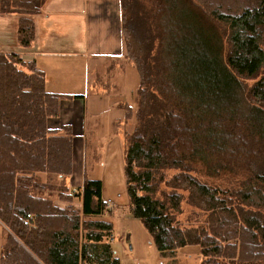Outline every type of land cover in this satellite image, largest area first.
Here are the masks:
<instances>
[{
    "label": "trees",
    "instance_id": "obj_1",
    "mask_svg": "<svg viewBox=\"0 0 264 264\" xmlns=\"http://www.w3.org/2000/svg\"><path fill=\"white\" fill-rule=\"evenodd\" d=\"M45 2L0 0V15L17 16L19 48L32 44ZM118 3L139 78L136 109L118 107L124 126L135 123L123 129L130 216L163 263L197 247L200 264H264V0ZM64 98L33 62L0 52V264H119L101 182L85 165L81 188L70 186L73 129L48 126ZM183 202L201 224L182 227Z\"/></svg>",
    "mask_w": 264,
    "mask_h": 264
},
{
    "label": "crops",
    "instance_id": "obj_2",
    "mask_svg": "<svg viewBox=\"0 0 264 264\" xmlns=\"http://www.w3.org/2000/svg\"><path fill=\"white\" fill-rule=\"evenodd\" d=\"M31 18L34 40L29 48L21 49L16 41L17 17L0 16V33L11 35L3 37L0 52L15 53L23 62H33L44 74L47 92L70 98L60 101L59 115L48 120V126L70 125L73 129L70 186L78 189L84 180L81 165L85 166L86 145H91L93 150L102 149L98 159L101 167L107 152L111 155L112 128L118 122L107 115L122 104L131 105L122 95L126 91L124 80H133V92L139 85L136 69L125 58L119 3L118 0H46L41 12ZM92 160L98 164L96 159ZM93 180L101 182L102 199L108 201L104 196V180ZM73 203L80 209L79 198ZM54 205L66 206L61 202ZM113 206L111 202V212Z\"/></svg>",
    "mask_w": 264,
    "mask_h": 264
},
{
    "label": "rangeland",
    "instance_id": "obj_3",
    "mask_svg": "<svg viewBox=\"0 0 264 264\" xmlns=\"http://www.w3.org/2000/svg\"><path fill=\"white\" fill-rule=\"evenodd\" d=\"M6 34L9 37L11 36L9 33H0V46L3 42V37ZM1 49L2 47H0V50ZM262 73H264V66ZM124 81L126 82V91H124L122 95L126 96L127 101L132 105L130 106L133 109H136L137 87L135 92H133V80L131 78H127ZM246 83L248 86H251L254 83V80H247ZM123 115L124 112L120 108H115L107 115L108 118H115L118 123H116L114 129L112 128L113 141L111 146L112 150L110 149L111 155L108 156L110 151L107 152V157L103 166H99L101 161H98L101 156L102 149L96 148L93 150L89 144L86 149V158H83V163L85 161L84 164L87 167L89 178H101L104 180L105 199L111 201L114 205L111 214L108 215L107 218H109V221L113 226L114 237L111 242V248L119 260V264H162L163 260L159 258L152 243H149L150 238L143 225L139 220L133 219L129 213L128 197L123 176V129L129 131L135 123L134 121H130L127 122V126H124L122 124V122H124ZM96 146H98V144ZM92 159H96L98 164ZM81 167L83 169L84 165H81ZM173 174L174 172L170 171L166 174V177H171ZM39 178L43 183L46 182L49 185L62 187V183H60V181L54 176L51 180H47L45 175H39ZM68 181L69 179L66 180V185H68ZM210 183H212V185H216L215 182L210 181ZM57 192L58 191H54L51 196H48L50 194H46V196L50 197L54 202H56V204H59ZM204 219L205 215L203 213H200L196 208L188 205L186 202L182 203V214L177 217V220L182 224L183 228L196 227L201 224ZM4 237L5 232L0 226V254L4 243ZM176 259L177 264H200L202 260L197 247H184L179 249L176 254ZM169 263V260H165L163 264Z\"/></svg>",
    "mask_w": 264,
    "mask_h": 264
},
{
    "label": "bare ground",
    "instance_id": "obj_4",
    "mask_svg": "<svg viewBox=\"0 0 264 264\" xmlns=\"http://www.w3.org/2000/svg\"><path fill=\"white\" fill-rule=\"evenodd\" d=\"M146 32V31H145ZM131 107V106H130ZM107 203L110 205L111 204V202L110 201H107ZM111 240H112V237H111ZM31 257V256H30Z\"/></svg>",
    "mask_w": 264,
    "mask_h": 264
}]
</instances>
